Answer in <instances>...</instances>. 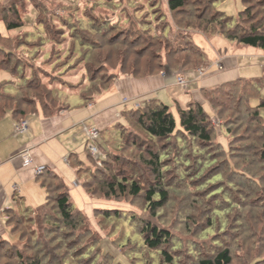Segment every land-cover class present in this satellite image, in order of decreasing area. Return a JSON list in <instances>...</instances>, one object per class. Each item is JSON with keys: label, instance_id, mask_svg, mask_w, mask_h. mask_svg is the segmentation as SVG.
Returning a JSON list of instances; mask_svg holds the SVG:
<instances>
[{"label": "rangeland", "instance_id": "1", "mask_svg": "<svg viewBox=\"0 0 264 264\" xmlns=\"http://www.w3.org/2000/svg\"><path fill=\"white\" fill-rule=\"evenodd\" d=\"M247 3L251 18L247 16L237 20L238 13L244 8L241 0H189V5L178 13L168 10L167 0H20L17 10L19 20L23 21L22 27L8 33L4 23L0 21V35L9 37L7 42H1L8 50V56H1L0 60H9L11 66L20 64L16 81L21 77L29 79V82L36 78L37 83L44 86L39 93L43 92L46 96L35 98L41 105L47 104L48 109L53 112L64 108L69 110L71 107L73 117L82 111L79 105L88 106L91 103L84 104L74 94L82 92L81 95L92 96L105 84L109 90L122 78H130L129 75L133 72V75H138L137 79L172 73L176 85L177 78H185L190 84L189 75H196L199 70L204 72L208 60L206 55L204 59L197 52L195 46L205 54L202 50L204 38L210 42L214 38L226 40L219 28L215 27L216 29L206 33L201 29L216 10L221 11V15L233 18V22L228 21V26L225 29L222 27V30L233 27L242 31L249 27V20L257 25L264 22V0H247ZM89 26L96 30L92 35L88 32ZM74 28L75 31H72ZM75 36L77 41L73 44L72 37ZM80 38H84L83 44L87 43L86 40L92 41L89 51L78 46ZM261 54L262 58L258 62L261 70L256 71V68L250 67L248 71L255 73L246 79L261 80L259 97L264 100V52L261 51ZM91 78H94L93 82L90 81ZM13 80L12 67L0 69V83ZM247 87L243 82L225 87L224 92L231 94V97L226 94L218 98L223 102V110L212 109L205 100L203 108L210 114L213 138L223 147V151L212 147L205 152V156L211 155L210 160H217L215 164H219L223 176L217 183L212 181L211 187L204 191L197 192L192 186L193 182L189 183L190 176L194 173L187 174L183 179L176 175L175 160L182 158V154L186 152L177 151L172 141L149 142L143 133L134 129L147 141V145L154 146L153 152H164L162 159L167 158L162 160V175L159 180L163 182L164 188L169 189V199L162 209L154 213L147 210V202L143 196L108 197L100 179L113 177L118 181L122 178L134 180L147 190L156 179L144 164L143 160L149 159L146 152L132 149L129 145L123 151L110 147V155L119 160L111 161L110 156L106 166L102 159L98 161L91 156L85 146L86 136L84 142L83 139L76 138L74 144L62 145L65 151L60 158L62 164L66 165L64 159H68L71 154L78 157L74 156L71 164L76 171L79 170V176L76 174L77 178L75 177L73 169H64L68 177L60 178L68 187L74 208L80 211L77 220L79 224L65 235L58 231L52 232L43 223L21 220L18 224L15 216L14 225L20 231L29 233L26 235L24 232L23 240L28 245L27 249L22 248V252L25 254V250H29V254L37 257L33 246L39 243L43 257V254L51 253L48 248L51 245L55 246L54 252L62 260L67 256L65 249L76 251L83 246L85 250L88 248L93 257L98 256V264H160L158 256L153 254L150 257L148 250L142 247L138 234L140 227H144L142 222H151L155 227L172 234L173 245H177L174 256L179 257V264H185L189 258V249L193 250L194 255L203 254L213 249L211 246L216 240L220 242V250H230L232 264H264V161L261 157L264 139L261 137L260 127L251 118L253 111H249L247 107L245 92L251 90ZM32 95L28 93L29 97ZM126 101L123 99V103ZM238 101L241 102L242 111H238ZM249 102L252 106L256 104V100L251 99ZM41 105L36 104L38 112ZM177 108L179 106L176 104L170 106L175 117ZM123 109L124 106L121 112ZM260 112L264 120V110ZM246 115L249 118L242 120ZM122 120L124 122L121 116V120L117 122ZM123 125L125 130L130 131L128 125ZM225 128L235 134L231 137L233 141L230 148V137ZM96 129L99 135L95 144L99 145L101 130ZM97 150L101 152L99 148ZM188 153L195 163L193 152ZM101 157L103 155L100 154L98 159ZM78 162L82 164L75 166ZM165 167L169 168L167 172L162 171ZM191 169L189 165L185 171ZM194 170L193 168L191 172ZM229 181L234 182L230 188L227 186ZM220 186H225V191L236 205L220 207L231 209L221 219L212 216L214 229L205 231L209 216L216 208L211 204L221 199L213 197L205 200V197ZM157 199L158 197H154V200ZM105 210L111 212L106 214ZM23 211L21 209L20 214ZM114 211L119 212L118 217L112 213ZM219 220L223 221V227L218 223ZM10 232L8 230L2 239L15 241V235ZM34 248L35 250L30 251ZM6 249L0 246V264H13L14 262L2 259ZM42 257L40 255L41 259Z\"/></svg>", "mask_w": 264, "mask_h": 264}, {"label": "trees", "instance_id": "2", "mask_svg": "<svg viewBox=\"0 0 264 264\" xmlns=\"http://www.w3.org/2000/svg\"><path fill=\"white\" fill-rule=\"evenodd\" d=\"M19 1L20 0H4L3 2H0V21L4 23L8 33L17 31L22 27L23 21L19 20L17 10V4ZM241 2L244 8L238 13L237 20L251 16L249 14L247 0H241ZM214 4L215 3L213 2L212 5ZM188 5L189 0H167V7L171 13L183 11V9ZM221 14V11L216 10L214 14L211 15L210 19L206 20L204 25L201 26V29H203L206 33L207 31L219 28L222 36H224L227 41L235 42L241 46L258 49L264 52V22L257 25L253 24L252 20H249V27L242 31L233 27L231 29L228 27L226 30H222L228 26V21L233 22V18L226 17ZM217 16H219V19H217ZM88 28L89 34L96 32V30L91 26ZM72 31H75V28ZM76 37L77 36L72 37L73 44H76ZM83 39L80 38L78 46L80 45L84 50L89 51L92 46H90L92 41L86 40L87 43L83 44ZM8 40L9 37L0 35V57L8 56V50L1 44V42H7ZM195 49L204 59L206 58L205 54L196 46ZM11 67L14 74V80L0 83V120L9 113L13 119L20 121L37 113L38 108L36 104L38 103L41 105V103L35 98L40 96L42 98V96H46V94L43 92L39 93V90L43 91L44 86L37 83L36 78L29 82V79L21 77L22 79L20 78L16 81L15 77L20 70L19 63L16 66H11L9 60H6L5 58L0 60V69H10ZM133 74L129 76L137 79L138 75ZM90 81L93 82L94 78H91ZM237 82H243L248 86L247 88L251 89L250 92H245L247 107L249 111H253L251 118L260 127V130L262 131L261 137L264 139V120L260 112L261 110H264V100L259 97V90L262 89V82L260 79H238L217 86L213 89H203L201 94L212 109H221L223 108V102H220L218 98H220L221 95L226 96V94H229L228 92L225 93L223 89L227 86H232ZM100 85H102V83H100ZM105 85H103V88L99 89V91L96 90L95 95L84 96L81 95V92L80 94H74L73 96H78L81 102L88 104V102H92L95 98L100 97L106 90H108V86ZM9 91L13 93H10ZM28 93H32L33 95L29 97ZM229 95L231 97V94ZM230 97H228V100H231ZM251 99L256 100V104L253 106L249 102ZM237 105L239 106L238 111H242L240 106L241 102L239 103L238 101ZM203 107L204 106L197 103L190 102L184 109H181L180 107L177 108V116L175 117L169 106L159 100L153 99L142 108L123 110L121 112V116L123 117L124 122L123 120L122 122H117L109 129L100 133L99 145L97 146L103 157L100 159H98L99 157L94 159H97L98 161L102 159V163L106 165L107 160L111 156V161L116 162L119 158L114 155H110V147L123 151L126 148V145H129L132 149L136 148L147 153L149 159H144L143 161L147 168L152 171L156 182L151 184L146 190L134 180L122 178L121 181H118L113 177L111 179L102 177L100 178L101 185L103 191H106L105 194L108 195V197L130 195L136 198L138 196H143L147 202V210L151 213L162 209L166 205L169 199V189L164 188L162 184L163 182L160 181L159 178L162 175V160H166L167 158L162 159L164 152H153L152 150L154 149V146L147 145V141L142 139L143 137L139 135L138 131L143 133L149 139V142L172 141L176 145L177 151H181L182 153L186 152V154H182V158L175 160L176 175L180 179H183V177H186L187 174L194 173L190 176L191 180L189 183L191 184L193 182L192 186L197 190V192L204 191L207 187H211L212 181L217 183L218 179L222 177L223 174L219 170V164H215L217 160H210L211 155L205 156V152L210 148L212 149V147H216L223 151V147L218 141L214 140L213 130L210 124V114ZM65 109L67 110V108H64L53 112L48 109L47 104L41 105V111L46 117H51ZM245 118L249 117L246 115L242 120H245ZM123 123L130 127V131L129 129L125 130L126 127ZM134 129H138V131H135ZM224 130L230 137L228 142V147L230 148L232 145L231 141H233L231 137L233 138L235 134H233L229 128H225ZM190 151L193 152L192 154H194V158H196L195 163L189 157L190 155L188 152ZM261 154L262 161H264V140ZM179 155L181 156V154ZM73 157L74 155H70L68 158L72 167H74L71 164ZM104 158L105 160H103ZM81 164L82 162H78L75 166H79ZM189 165L192 168L191 170H193V168L195 169L194 172H191V170L188 172L185 171ZM168 170L169 168L166 167L162 169L163 172H167ZM76 174L79 176V170H77ZM36 180L45 192V200L42 205L35 209L25 207L23 209L25 212L23 211L24 213L22 212V214H20V210H5L6 224L11 231L10 233L15 235L16 240L11 242L0 237V246L7 248L6 252L4 251L5 254L2 256V259L14 262L13 264H45V261H47L46 264H98V262H96L98 256L93 257V254H89L88 248L86 247V251L83 249V246L78 248L76 251H73V249H65L67 256H64L62 260L58 259L57 254L54 252L55 246L52 247L51 245L48 246L51 253H47L46 255L43 254V257V250H41L39 243L33 246L36 248L37 257L29 254V250H25V252H27L25 254L22 252V248L27 249L28 245L27 242H24L23 240L25 237L24 232H26V235L29 233L27 231H20L14 225L13 221L15 216L17 217L18 224L21 223V220H23V222H37V224L43 223V225L52 230V232L58 231L63 234L67 233L69 230L73 231L79 224V221L77 220H79L80 211L74 208L70 200L68 187L65 185L63 180L52 170L47 168H44L43 172L37 176ZM231 185H234L233 181H229L227 184L229 188L232 187ZM154 197H158V199L154 200ZM213 197H220L221 199L220 201H214V203L211 204L215 205L216 208H214L213 212L209 216L210 220L208 221V228L205 231L214 229L213 217L221 219V217L226 215L231 209V207H223V209H220V207L229 204L233 206L236 205L234 199L225 191V186H220L217 190H214L211 194L205 197V200ZM110 212L111 211L107 210L106 214ZM112 213H115L116 217L119 215V212L117 211ZM142 223H144V227H140V233L138 234H140L139 237L141 238V245L148 250L149 256L151 257L153 254L158 256L160 264H179V257L176 258L174 256L177 245H173L174 242L172 234L155 227L151 222ZM218 223L221 227H223V221L219 220ZM215 224H217V221H215ZM25 228H27V226H25ZM119 235L122 237L121 233ZM219 244L220 242L218 240L214 241L211 246L213 249L203 254L194 255L193 250L189 249V258H187L185 264H232L230 250L228 248L220 250ZM35 248L30 251L35 250ZM83 250L85 252H82ZM105 256H102V258Z\"/></svg>", "mask_w": 264, "mask_h": 264}, {"label": "crops", "instance_id": "3", "mask_svg": "<svg viewBox=\"0 0 264 264\" xmlns=\"http://www.w3.org/2000/svg\"><path fill=\"white\" fill-rule=\"evenodd\" d=\"M202 43V50L208 58L207 67L202 77L189 75L190 84L186 89L176 85L172 73L145 79L122 78L90 105H79L82 111L73 117L71 107L51 117H46L39 109L36 114L23 119L28 124V132L23 136L15 135L17 120L6 114L0 120V237L6 236L9 230L5 210H21L27 206L33 209L43 204L45 192L36 180L35 168L50 169L65 179L68 176L64 169H73L76 177L77 171L68 159H64L66 165L60 160L65 154L62 145L74 144L76 138L84 142L86 128L95 127L102 132L121 120L123 106V110L139 109L153 99L169 107L176 104L181 109L190 102L205 106L206 101L201 94L203 89L251 78L255 73L248 71L251 68L261 70L258 62L262 54L258 49L248 50V47L237 46L221 38H214L211 42L204 38ZM123 99L127 101L123 103ZM24 149L30 150L32 164L29 166H25L20 157Z\"/></svg>", "mask_w": 264, "mask_h": 264}, {"label": "built area", "instance_id": "4", "mask_svg": "<svg viewBox=\"0 0 264 264\" xmlns=\"http://www.w3.org/2000/svg\"><path fill=\"white\" fill-rule=\"evenodd\" d=\"M204 72L202 70H199L196 73V77H202ZM189 82L185 78H177V85L181 88L187 87ZM28 132V124L26 120H20L17 121L15 128H14V133L16 136H23ZM85 134L87 137V143L86 147L90 151V154L93 158L99 157L100 153L98 152L97 145L95 144V140L98 139L99 131L96 128H86L85 129ZM96 145V146H95ZM20 157L23 160V163L25 166H29L32 164V159L30 155V150L29 149H24ZM44 170V167H37L34 169V173L36 176L41 174Z\"/></svg>", "mask_w": 264, "mask_h": 264}]
</instances>
